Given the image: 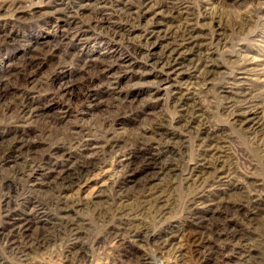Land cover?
<instances>
[{"label": "bare ground", "instance_id": "1", "mask_svg": "<svg viewBox=\"0 0 264 264\" xmlns=\"http://www.w3.org/2000/svg\"><path fill=\"white\" fill-rule=\"evenodd\" d=\"M126 2L128 1L101 0L97 2L91 11L92 18L80 22L83 32L79 33V30H76L73 33L71 25L67 23L69 29L65 30L63 27L59 30L58 32L63 35L58 40L48 44L50 45H47L48 48L23 58L16 72L5 73L2 78L7 81L31 82V86L30 93L24 87L6 94L8 100L1 104L0 120L8 122V126L16 130L23 127L22 125L27 123L29 118L38 115L42 109L33 106L32 93H35L33 91L39 93L42 88L49 91L53 74L47 76L44 85L32 87L35 78L31 72L32 69L43 65L49 57L56 58L55 54L66 55L71 48L77 47L86 37V33L95 30H103L109 41L117 42L124 51L133 52L140 57L143 63L141 64L142 72L139 75L134 73V66L123 65L131 79L136 78L139 81L146 75V71L157 72L154 74L157 82L153 92L155 94L160 90L168 91V101L172 104L173 116L172 118L164 115L149 117L147 128H142L141 132L135 134H128V138L120 139V136H112L111 128H104L111 122L110 119L103 120V124L99 127L79 126L78 128L67 127V129L58 127L62 118L56 116L43 121L40 124L41 127L35 126L33 132L32 130L30 132L34 133L33 139L27 138L31 134L18 135L2 144L0 147V255H2L0 264H93L94 259L90 249L85 247V244L80 245L82 224L70 214L78 207V198H76L78 192L91 187H93L92 193L87 197L84 205L94 206L92 213L103 226L105 239H101L106 242L107 248L111 252H117L119 256L123 253L121 257L116 258L117 263L149 264V261L143 257L136 258L135 262L130 260L127 247L129 243L142 238L162 240L158 239V236V238L155 237L157 235L155 230L163 224L165 204L168 202L169 193L177 184V181L172 179L173 175L177 176L179 173L181 183L193 182L192 185L194 184L192 196L186 201L183 212L186 219H192L194 216L190 205L195 199L207 195L225 182L235 181L231 171L224 168L226 162L222 160V154L225 152H222L220 145L222 139L218 135V129L211 127L212 124L207 122L205 112H202L204 107L202 109L198 104L199 106L196 105L197 108H195V103L192 106L188 105L187 102L192 100L193 94L184 87L189 81L184 78V75L191 77L186 73L187 71L198 73L197 77L204 81L215 73L218 64L204 47L214 44L216 32L220 27L216 26L215 30L212 28L211 33L204 37L206 39L204 43H198L199 36L196 34V28L200 16H204L201 12L199 14H196L194 10L189 12L186 8L180 7L178 5L180 2L177 0H136L128 4ZM12 6H14L12 1L3 0L0 4V13H5L6 7ZM81 8L79 6L76 9ZM8 9L10 12L13 11L11 8ZM66 10L55 9L56 12H65L67 20H74L79 15L77 10L72 13H67ZM112 13L119 22L140 31L137 37L134 36L137 39L135 43L130 39L129 34L122 30V27L110 21ZM159 39L164 40L165 44L160 48L162 52L155 56L153 47ZM69 56L73 63L81 58L77 53L69 54ZM124 60L120 61L124 62ZM83 62L78 71L79 81L85 86L99 76L108 78L112 67L116 66L114 63L122 67L119 60H114V63L110 65L103 61L95 63L85 60ZM242 70L238 75L247 74L246 70L241 72ZM185 79L186 81L183 82ZM236 81H226L227 87L222 89L225 94L224 110L228 114L227 121L230 125L239 127L240 131L256 136V131L258 132L264 126V98L248 105L240 102L239 99L247 97V94L241 79L236 78ZM106 84L108 85L105 90L113 91L111 89L113 83ZM61 91H58L57 95L63 94V88ZM93 91L86 87L82 92L83 97L85 99L90 97L88 99L93 101L97 95ZM147 108L148 104L139 109L145 114ZM87 109H84L82 114ZM115 109L121 115L118 119L112 120L115 126L121 124L123 117L133 115L131 108L122 102L115 106ZM188 110H190L189 116ZM193 127H195L194 130ZM168 128L180 129L183 133L194 131V138L199 143L198 146L195 142L199 148L195 159L184 162L177 158L173 145L179 140L175 133L167 130ZM128 144H130L129 149L126 147L125 150L121 149ZM254 144L258 150L264 152L263 140H257ZM23 153L25 156L19 160ZM106 157L108 160H105ZM203 166L211 171L209 176L211 179H194L198 168ZM139 175L144 176L145 180L138 187L137 193L125 194L124 188L127 183ZM105 176H109L106 181ZM156 181L160 183H155ZM102 187H105L107 193L100 192ZM93 198L102 199V201L93 202ZM240 203V205L224 207V213L231 215L230 217H239L238 209H244L246 217L264 213V195L254 189L243 192ZM143 219H149V224L153 226L154 232L150 236L144 233V223H139ZM42 224L48 226H40ZM189 226L174 228V232H171L172 236L168 235L169 238H164L162 245L172 246L170 249L173 252L172 258L182 261L186 250L191 258V264H200L197 247L201 239L199 233L191 230ZM211 232L227 239L234 255L232 257L237 256L236 258L242 259L249 256L250 244L235 223L222 222L213 226ZM98 239L100 238H97L96 244L99 243ZM173 240L176 243L170 245ZM55 245H58L60 249L48 252L47 249ZM38 250H45L48 254L38 258L39 260L32 258L30 255Z\"/></svg>", "mask_w": 264, "mask_h": 264}, {"label": "rangeland", "instance_id": "2", "mask_svg": "<svg viewBox=\"0 0 264 264\" xmlns=\"http://www.w3.org/2000/svg\"><path fill=\"white\" fill-rule=\"evenodd\" d=\"M2 1L3 0H0V4ZM9 1H12L14 6L6 7V12L0 13V107L8 100L6 94H10L17 88L21 89L25 87L30 93L31 82H9L2 78L5 73H8V71L16 72L23 58H27L31 53L33 54L48 48V46H50L48 44L58 40L60 36L63 35L58 31L62 30L63 27L65 30L69 29L67 23L71 25L73 33H75L74 31L76 30H79V33L83 32L84 30L81 29L80 22L91 19L93 7L96 6L97 2H101V0ZM126 1H128L126 4H128L134 3L136 0ZM177 1L180 2L178 5L182 8H186L187 11H195L196 14L201 12L202 15L206 16L205 18L204 16H200L198 27L196 28V34L199 36L198 43H204L206 40L204 37L211 33L212 28L215 30L216 26L220 27L218 29L219 31L216 32L214 44L204 47L205 50L211 53L214 62L218 64L217 68H215V73L211 74V76L206 79L207 81H204L197 77L198 73H193L192 70V72L187 71L186 73L190 74L191 77L188 78L186 74L184 75V78L189 80L187 84L184 83V87L189 89L190 93L193 94L192 100L187 102L188 105L192 106L193 103H195V108H197L196 105L198 104L202 109L204 107V111L202 112H205L207 122L212 124L210 125L211 127H216V129H218V135L222 139L220 144L222 152H225L222 154V160L226 162L224 168L225 170L231 171L233 176H235V181L225 182V184L216 187L214 190L207 193V195L195 199L190 205V209L194 216L192 219H186V216H183V212L186 201L192 196L194 184L192 185L193 182L188 184L181 183L180 174L178 173L177 176L176 174L173 175L174 177H172V179H175L177 184L169 193L168 202L165 204L166 210L164 213L165 216L162 219L163 224L155 230L157 231L155 237L158 236L159 238H157H161L162 240L142 238L141 240L138 239L136 242L129 243L127 247L129 251L128 257L133 262L136 261V258L143 257V259L149 261H147L149 264H191V258L186 250L184 251L185 256L183 260L178 261L172 258L173 252L170 250L172 246H169V244H165V246L162 245V242L166 238H169L168 235L172 236L171 232H174V228L190 225L189 227L191 230L198 232L201 239L197 247L200 264L264 263V213L246 217V215H244V209H238L239 217H230L231 215L225 214L223 210L224 207L234 204L240 205V196L243 192L254 189L264 195V152L258 150L256 144H254L257 140L264 141V126H262L258 132L256 131L257 135L254 136L255 134L249 132L244 133L239 130V127L230 125L227 121L228 114L224 110V106L226 107V105H224L225 94L222 91L223 88L227 87L226 81L237 82L238 80L236 81V78H239L241 79V83H244L243 89L247 94V97L239 99L240 102H244L248 105L249 103L253 104L254 102H258L259 99L264 98V0ZM79 6L82 8L76 9ZM8 8H11V10L13 9V11L10 12ZM57 8L67 9V13H72L74 10H77L79 15L77 18H74V20H67V14L65 12H56L55 9ZM81 18L83 20H81ZM111 19L110 21L112 23L118 24L119 27L123 28L122 30L124 32L129 34L130 39H132L134 43L137 41L134 36L137 37V33L140 32L138 29L130 28L124 23L119 22L115 15H113ZM86 34V37L77 47L71 48L66 55L55 54L57 55L56 58L53 56L49 57L48 61L46 60L43 65L32 69L31 72L35 75L32 87H36L34 85H44L47 76L51 73L53 74V82L50 85L51 88H49V91H46V89L43 90L42 88L39 93H36V91L32 93L34 99L33 106L42 110L38 115L29 118V121L22 125L23 127L16 130L12 129V126H8V122L0 120V147L7 140L13 139L15 136H28L31 134V130L33 132V129L36 128L35 126L41 127L40 124H42L43 121L52 119L56 116L62 118L58 126L62 128H78L79 126L84 128L99 127L103 124V120L110 119L109 121H111V124H106L104 128H111V133L113 132L112 136H120L119 139L121 137L128 138L130 134L141 132V130L147 128L149 117L164 115L168 118H172L173 110L172 104L168 101V91L160 90L155 94L153 92L157 82L156 75H154L157 74L156 71H144L146 75L139 81L136 78L131 79L130 76L126 74L123 65L134 66V73H138L139 75L142 72L141 64L143 63L140 57L133 52L124 51L122 46L117 42L114 43L109 41L105 37L103 30H95ZM163 44H165L164 40L160 39L155 43L153 47V54L155 56H158L162 52L160 48ZM76 53L81 56L80 62L77 61L73 63L69 54L74 55ZM190 57L191 56H189V58ZM42 59L41 57V60ZM85 60H90L95 63L103 61L107 62L108 65L114 63V60H119V62L122 63V67L120 68V64L114 63L119 67H112V70L108 74V78L99 76L85 86L79 81L80 73L78 71ZM120 60H124V62ZM239 69H243L241 72L246 70L247 74L238 75ZM184 70L186 71V69ZM184 81H186V79L183 80V82ZM78 82L82 85L81 88ZM107 82H111L115 85L111 86L113 91H106ZM86 87L91 91L94 90L93 92L97 94V97L95 96L93 101L88 99L90 97H87V99L83 97L84 93L82 92H84ZM61 88L64 90L63 94L57 95V92L61 91ZM197 99L199 102H196ZM121 102L131 108L133 115L126 118L123 117L121 119V124L115 126L112 120H116L121 116L118 114L115 106L120 105ZM90 103L93 106L89 105ZM146 104H148V110H146L147 114H143L139 108ZM88 107L89 109H87ZM84 109H87V111L82 114ZM189 109H191V107ZM65 111H67L66 114ZM189 112L190 110H188V116ZM194 128L195 127H193V130ZM167 130L175 133L178 137L179 141L173 145V149L179 160L187 162L197 157L199 143H197L196 138H194L193 130L188 133H183L180 129L172 130L168 128ZM33 135L34 133L27 138L33 139ZM122 147V150L125 147L129 149L130 144ZM23 156H25V153L22 154L19 160H21ZM105 160H108V157H106ZM204 169L206 171H204ZM210 174L211 171L203 166V168H198L194 179L204 180L207 178V180H210ZM108 179L109 176H105L104 180L106 181ZM144 180V176L139 175L133 177L124 188L125 194L137 193L138 187ZM155 183L160 182L156 181ZM92 188L93 187L78 192L77 197L75 196L78 198V207L70 213L72 218L82 224L80 245L85 244V247L90 249L93 256L92 259H94L93 264H118L116 258L121 257L123 253L119 256L117 252H111L107 248L106 242H103L101 239H105L103 226L97 221L94 213H92L94 206L84 205L87 201V197L92 193ZM101 191L107 193L105 187H102L100 192ZM92 201L101 202L102 199L93 198ZM129 202L131 201L129 200ZM39 217H42V215H39ZM141 221L139 223H144L143 225L145 226L144 233H147L149 236L152 235L154 231H152L153 226L149 224L150 220L143 219ZM182 221L184 222L182 223ZM222 222H228L229 224L235 223V225L242 230L244 236H246L245 238H247V242L250 244L248 257H243L242 259L236 258L237 256L232 257L234 255L231 252V247L227 239L222 235L218 237L211 232L213 226L215 227L218 224H222ZM40 226L47 227L48 225L42 224ZM97 238L100 239H98L99 243L96 244L95 241ZM175 243L176 241L173 240V242H170V245ZM59 249V246L55 245L49 247L47 250L48 252H54ZM44 251L45 250H38L35 254L32 253L30 256L39 260L38 258L41 256L45 257L48 254L47 251ZM0 257H2V255H0ZM228 257L231 258L227 259Z\"/></svg>", "mask_w": 264, "mask_h": 264}]
</instances>
